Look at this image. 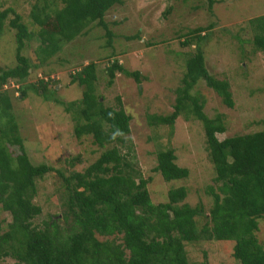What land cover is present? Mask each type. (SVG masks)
Segmentation results:
<instances>
[{"label":"trees","instance_id":"trees-1","mask_svg":"<svg viewBox=\"0 0 264 264\" xmlns=\"http://www.w3.org/2000/svg\"><path fill=\"white\" fill-rule=\"evenodd\" d=\"M122 1L42 0L41 4H33L29 16L39 26L36 59L43 62L51 57L62 43L84 33L90 23L103 29L105 45L110 46L114 33L103 15ZM205 1L207 10L216 2ZM9 13L12 17L7 25L14 29L15 64L0 68V85L8 79L22 81L30 68L21 50L33 32L27 30L20 14L11 7L0 10V30ZM257 21V29L264 30V14L249 19L254 25ZM212 26L209 23L190 29L181 44L193 38L203 39V31ZM137 32L124 39L138 37ZM252 42L264 51V34L255 33ZM105 72L107 83L115 72L131 76L137 83L143 77L138 70H125L117 61H112ZM95 79L92 61L69 75V83L83 88L74 135H90L91 142L100 148L122 143L123 136L129 133L130 116L118 96L115 107L102 104L94 93ZM198 79H203L224 105H232L227 80L209 74L201 50L196 49L184 60L172 110L165 115H150L149 122L172 124L187 103L193 117L201 121L207 157L214 171L212 181L219 183V192L210 185L206 188L212 198L206 214L200 204L189 206L181 202L186 195L183 186L168 189L165 201L152 203L146 188L150 178L134 170L115 145L103 149L81 171L31 164L9 112V99L0 93V121L5 118L0 123V208L9 214L0 231V261L10 258L14 264H193L188 261L185 244L214 240L231 242L230 255L238 264H264V238L258 242L254 234L258 218L264 222V128L218 140L215 133L224 130L221 115L206 116L201 102L189 93ZM45 89L44 82L37 86L43 96ZM74 105L75 102H66L64 108ZM9 145H16L18 153L11 155ZM155 160L152 170L165 181L188 174L187 168L174 162L170 146L157 150ZM49 171H54L61 181L59 217L54 213L33 224L32 220L41 213V207L32 202L35 180ZM202 213L205 220L197 226L194 217Z\"/></svg>","mask_w":264,"mask_h":264},{"label":"rangeland","instance_id":"rangeland-1","mask_svg":"<svg viewBox=\"0 0 264 264\" xmlns=\"http://www.w3.org/2000/svg\"><path fill=\"white\" fill-rule=\"evenodd\" d=\"M41 2L0 0V10L11 7L20 14L27 30L33 32L21 50L30 65L27 77L22 81L8 79L0 85V93L9 99V112L30 163L81 171L103 149L115 145L134 170L150 178L146 188L152 203L165 201L168 189L183 186L186 195L181 202L189 206L200 204L206 214L212 202L206 188L210 185L219 192V183L212 181L214 171L207 157L201 121L190 113L189 103L172 124L153 125L149 116L165 115L172 110L184 60L199 49L207 72L227 80L231 93L232 105L227 107L203 79H198L189 91L201 102L206 116L221 115L224 130L215 133L217 139L264 128V51L252 42L254 34H264V30L257 29L260 20L255 25L249 22L264 14V0H216L211 10H207L205 0H123L103 15L114 33L110 46L105 45L103 29L90 23L84 33L62 43L51 57L39 62L35 56L39 26L29 12L33 4ZM11 17L9 13L0 30V68L15 64L14 29L7 25ZM209 23L213 26L203 31V39L193 38L181 44L187 31ZM136 31L138 37L124 39ZM91 61L95 64L94 93L100 96L98 99L104 106L115 107L118 96L130 116L129 133L123 136V142L102 148L91 142L90 135L75 137L73 132L83 88L69 83V75ZM112 61L125 70H138L143 75L140 82L115 72L107 83L105 68ZM40 81L46 84L44 96L37 90ZM66 102L75 105L64 108ZM4 121L5 118L0 123ZM167 146L173 149L174 162L187 168L185 178L165 181L152 170L157 150ZM8 150L11 155L18 153L16 145H9ZM35 189L32 202L41 207V213L32 220L33 224L54 213L59 217L62 186L55 172L49 171L36 179ZM203 213L194 217L197 226L205 220ZM8 220L9 214L0 208V231ZM254 234L258 242L264 238L261 218ZM231 244L214 240L186 243V255L193 264H238L230 255ZM0 263L14 264L10 258H3Z\"/></svg>","mask_w":264,"mask_h":264}]
</instances>
